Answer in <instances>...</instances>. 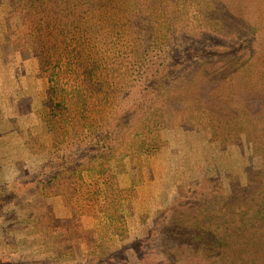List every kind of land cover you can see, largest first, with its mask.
<instances>
[{"label": "trees", "instance_id": "trees-1", "mask_svg": "<svg viewBox=\"0 0 264 264\" xmlns=\"http://www.w3.org/2000/svg\"><path fill=\"white\" fill-rule=\"evenodd\" d=\"M11 6L0 38L29 49L43 81L37 116L59 152L31 174L46 198L47 219L59 204L70 210L63 216L82 213L74 204L84 199L107 211L108 226L122 229L124 248L130 236L115 212L153 177L150 159L168 146L163 121L176 117L189 129L198 116L209 165L158 209L154 224L138 215L136 240L155 226L176 263L264 264V0H13ZM77 147H90L81 161L73 155ZM117 147L130 158L116 161ZM121 174L130 187H120ZM5 202L0 195V212ZM54 244L67 250L66 242ZM89 248L86 255L98 263L109 254Z\"/></svg>", "mask_w": 264, "mask_h": 264}, {"label": "rangeland", "instance_id": "rangeland-1", "mask_svg": "<svg viewBox=\"0 0 264 264\" xmlns=\"http://www.w3.org/2000/svg\"><path fill=\"white\" fill-rule=\"evenodd\" d=\"M12 1L0 0V33L3 24L14 14ZM10 42L12 44L3 43L0 38V195L6 199L0 212V264H103L104 261L110 264H180L170 256L169 244L160 240L158 227L153 226L148 236L136 240L142 234L138 215H142L146 223L154 224L158 209L167 207L174 196L187 187V179L199 177L198 167L209 165L210 158L204 150L207 147H204L203 118L192 119L189 129H184L176 117L163 121L168 146L162 154L150 159L153 177L142 185L137 183L139 193L135 190L130 196L126 194L124 201L120 200L125 208L115 212L125 221L130 236V240L124 242L125 249H121L122 229L118 225L108 226L107 211L93 205L89 207L87 204L91 203L84 199L74 204L82 213L63 216L68 208L64 210L59 204L49 211L51 216L47 219L46 198L40 196L36 184L32 183L37 175L31 174L45 165L50 155L59 152L53 149L37 116L43 81L37 75L35 61L27 57L25 51L29 49L18 47V41ZM117 149L116 161L123 154L125 160L130 158L125 147ZM89 150L90 147H77L73 155L81 161ZM225 164L226 167L232 165ZM39 173H44L41 175L44 179L46 170L41 168ZM119 183L121 188L130 187L128 175L121 174ZM49 204L52 205L50 200ZM66 205L71 207L70 203ZM51 239H55L54 243L66 242L67 250L62 245H52ZM113 245L116 248L110 252ZM89 246L97 248L96 254L101 250L109 254L98 263L97 256L86 255ZM75 248L77 250L69 252Z\"/></svg>", "mask_w": 264, "mask_h": 264}]
</instances>
